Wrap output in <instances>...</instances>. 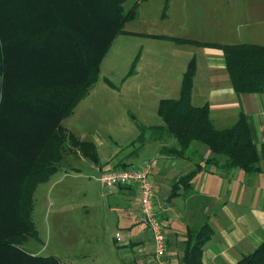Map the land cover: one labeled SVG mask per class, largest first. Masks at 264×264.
<instances>
[{
    "label": "trees",
    "instance_id": "obj_1",
    "mask_svg": "<svg viewBox=\"0 0 264 264\" xmlns=\"http://www.w3.org/2000/svg\"><path fill=\"white\" fill-rule=\"evenodd\" d=\"M125 1L0 0V264H61L55 256L25 249L29 239L38 238L33 195L40 183L62 169L69 155L99 162L96 143L77 137L62 122L98 80L114 39L131 34L124 26L136 16L141 0L127 11ZM165 39L221 49L234 91L264 93L263 45ZM138 59L139 52L123 80L133 73ZM195 72L192 57L182 73L178 97L158 102L161 123L138 124L134 140L138 143L134 150L147 140H173L174 145L160 148L161 154L171 157L183 158L193 142L212 153L172 185L170 196L177 193L176 185H190L206 165L225 172L234 168L247 174L263 172L264 143L258 147L252 141L243 113L233 124L217 128L208 103H192ZM128 164L119 160L107 170ZM212 233L208 223L188 229L181 262L202 264L203 246ZM238 264H264V237Z\"/></svg>",
    "mask_w": 264,
    "mask_h": 264
},
{
    "label": "rangeland",
    "instance_id": "obj_2",
    "mask_svg": "<svg viewBox=\"0 0 264 264\" xmlns=\"http://www.w3.org/2000/svg\"><path fill=\"white\" fill-rule=\"evenodd\" d=\"M137 1L126 0L124 11ZM259 1H139L136 16L124 26L131 34L114 39L101 62L98 80L62 122L77 137L96 143L99 162L94 164L82 154L69 155L62 169L37 186L32 218L38 238L29 239L27 251L55 256L61 264H122L124 246L114 234L120 229L124 240L127 229L118 221L115 194L98 178L102 169L119 160L135 165L156 156V143L146 144L148 140L143 148L134 150L138 124L161 123L155 112L158 100L173 95L168 88L175 86L184 71L178 68L194 55L201 58L204 50L201 45L172 42L165 36L244 43L241 25L261 13L264 5L251 4ZM138 52L133 73L123 80ZM136 70L138 75L128 80ZM208 154L212 156L210 150Z\"/></svg>",
    "mask_w": 264,
    "mask_h": 264
},
{
    "label": "crops",
    "instance_id": "obj_3",
    "mask_svg": "<svg viewBox=\"0 0 264 264\" xmlns=\"http://www.w3.org/2000/svg\"><path fill=\"white\" fill-rule=\"evenodd\" d=\"M251 4L264 5V0ZM260 11L252 21L241 25L242 36L246 38L244 43L264 46V8ZM236 41L223 43H239ZM200 53L201 58L194 55L196 72L192 103L197 106L208 103L211 119L217 128L233 124L238 114L243 113L252 141L259 147L264 143V93L234 91L221 49L204 47ZM186 62L178 68L180 72L185 70ZM138 72L136 70L127 79L136 77ZM181 76L177 77L173 88H168L173 94L170 98L178 97ZM135 84L139 82L135 81ZM150 142L156 143V156L138 163L152 162L150 180L155 187L154 203L167 238L166 255L173 264H183L187 230H196L205 223L213 233L203 246L202 264H238L242 256L260 245L264 237V160L260 162L263 172L255 174H247L237 168L225 172L206 165L193 176L190 185H176L177 193L170 196L172 185L190 172L195 164L202 163L209 156V150L193 142L185 156L177 158L160 152L163 145H174L173 140H149L146 144ZM109 192L115 194L118 221L122 223V229H127L124 240L120 229L116 231L121 233L120 240H116L114 234V239L124 246V255L120 256L122 264H154L150 257L153 251L151 232L138 220L139 203L135 187L119 186Z\"/></svg>",
    "mask_w": 264,
    "mask_h": 264
},
{
    "label": "built area",
    "instance_id": "obj_4",
    "mask_svg": "<svg viewBox=\"0 0 264 264\" xmlns=\"http://www.w3.org/2000/svg\"><path fill=\"white\" fill-rule=\"evenodd\" d=\"M152 162L143 161L136 166H123L102 171L99 176L101 185L108 189L119 186H134L138 198V220L151 232L153 251L151 261L154 264H173L166 255L167 238L154 203V184L150 180ZM115 239H121V233L115 232Z\"/></svg>",
    "mask_w": 264,
    "mask_h": 264
}]
</instances>
